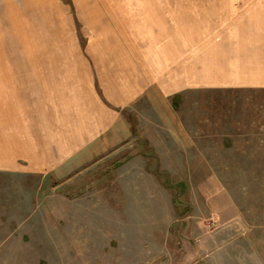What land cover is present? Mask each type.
<instances>
[{
    "label": "rangeland",
    "instance_id": "rangeland-1",
    "mask_svg": "<svg viewBox=\"0 0 264 264\" xmlns=\"http://www.w3.org/2000/svg\"><path fill=\"white\" fill-rule=\"evenodd\" d=\"M0 16L11 68L35 12ZM154 92L124 111L132 136L80 170L0 174V264H264V91L184 92L176 109Z\"/></svg>",
    "mask_w": 264,
    "mask_h": 264
},
{
    "label": "crops",
    "instance_id": "crops-1",
    "mask_svg": "<svg viewBox=\"0 0 264 264\" xmlns=\"http://www.w3.org/2000/svg\"><path fill=\"white\" fill-rule=\"evenodd\" d=\"M32 12L26 53L0 69V174L80 170L132 136L124 111L154 90L168 109L184 92L264 91V0H0Z\"/></svg>",
    "mask_w": 264,
    "mask_h": 264
}]
</instances>
